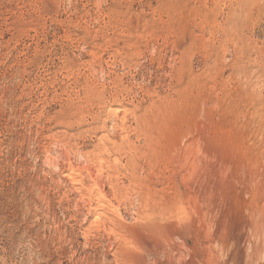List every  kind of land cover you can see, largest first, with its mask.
<instances>
[{"label":"rangeland","instance_id":"rangeland-1","mask_svg":"<svg viewBox=\"0 0 264 264\" xmlns=\"http://www.w3.org/2000/svg\"><path fill=\"white\" fill-rule=\"evenodd\" d=\"M0 264H264V0H0Z\"/></svg>","mask_w":264,"mask_h":264}]
</instances>
